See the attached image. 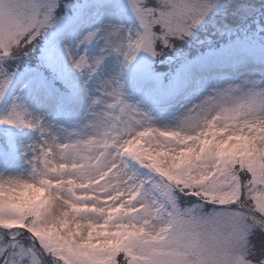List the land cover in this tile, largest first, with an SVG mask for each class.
I'll return each instance as SVG.
<instances>
[{
  "label": "snow or ice",
  "instance_id": "obj_1",
  "mask_svg": "<svg viewBox=\"0 0 264 264\" xmlns=\"http://www.w3.org/2000/svg\"><path fill=\"white\" fill-rule=\"evenodd\" d=\"M0 264H264V0H0Z\"/></svg>",
  "mask_w": 264,
  "mask_h": 264
}]
</instances>
